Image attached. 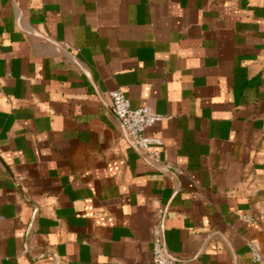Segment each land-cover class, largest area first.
I'll use <instances>...</instances> for the list:
<instances>
[{
    "label": "crops",
    "instance_id": "crops-1",
    "mask_svg": "<svg viewBox=\"0 0 264 264\" xmlns=\"http://www.w3.org/2000/svg\"><path fill=\"white\" fill-rule=\"evenodd\" d=\"M164 209L178 264H264V0H0V264H155Z\"/></svg>",
    "mask_w": 264,
    "mask_h": 264
},
{
    "label": "built area",
    "instance_id": "built-area-1",
    "mask_svg": "<svg viewBox=\"0 0 264 264\" xmlns=\"http://www.w3.org/2000/svg\"><path fill=\"white\" fill-rule=\"evenodd\" d=\"M111 112L120 122L126 140L140 153H142L145 161L152 166L158 168L167 176H177L181 171L173 165L164 163L159 151L153 149L154 145H160L161 140L147 135V130L156 123L164 120L166 117L154 113L148 106L132 109L130 101L120 90L110 93ZM167 210L160 212L158 224L155 229L153 256L155 264H178V258L171 255L166 247L164 240V228L166 223ZM241 219L246 223L253 224L254 219L241 215ZM252 258L255 262H262L263 255L261 247L258 243H250Z\"/></svg>",
    "mask_w": 264,
    "mask_h": 264
}]
</instances>
